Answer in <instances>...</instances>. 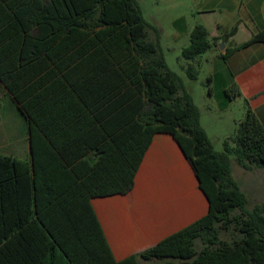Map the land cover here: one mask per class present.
Listing matches in <instances>:
<instances>
[{"label":"trees","instance_id":"1","mask_svg":"<svg viewBox=\"0 0 264 264\" xmlns=\"http://www.w3.org/2000/svg\"><path fill=\"white\" fill-rule=\"evenodd\" d=\"M149 29L137 0H0V82L30 145L29 158L0 154V264H264V203L248 209L231 161L264 167V125L246 101L235 145L216 151ZM237 30L211 39L198 25L183 56ZM261 43L264 29L220 58ZM226 70L231 102L241 90ZM199 73L188 66L191 80ZM157 134L178 143L209 211L118 262L92 200L133 189Z\"/></svg>","mask_w":264,"mask_h":264},{"label":"crops","instance_id":"2","mask_svg":"<svg viewBox=\"0 0 264 264\" xmlns=\"http://www.w3.org/2000/svg\"><path fill=\"white\" fill-rule=\"evenodd\" d=\"M196 1L204 12L227 16L225 27L220 22L214 33L208 31L211 39L222 40L238 26L237 32L224 43L231 50L264 29V0ZM227 66L241 90L237 98L248 101L264 125V43L239 49L229 57ZM0 95H8L1 82ZM246 111L247 106L239 124ZM253 169L244 168L247 172ZM244 177L250 180L248 175ZM92 205L118 262L156 245L209 211V201L192 167L175 139L167 134L153 138L128 194L94 198Z\"/></svg>","mask_w":264,"mask_h":264},{"label":"rangeland","instance_id":"3","mask_svg":"<svg viewBox=\"0 0 264 264\" xmlns=\"http://www.w3.org/2000/svg\"><path fill=\"white\" fill-rule=\"evenodd\" d=\"M137 2L150 26V37L158 41L160 53L169 69L183 79L186 90L200 109L201 125L214 149L224 151L226 142L235 145L233 139L238 133V121L242 119L246 105L242 98L228 102L224 94L232 85L226 70L227 64L220 58L225 47L220 44L218 47L213 46L196 61L183 56L196 26H204L210 33H214L220 22L223 27L227 25V16L220 12H204L196 0ZM243 37L242 34L240 38ZM192 63L200 72L197 80H191L187 75L188 66ZM0 108V154L29 158L28 128L8 95H0ZM231 161L232 174L249 198L248 209L252 210L254 206L264 203V167L258 169L254 166L252 172H247L233 155ZM245 175L250 180H244Z\"/></svg>","mask_w":264,"mask_h":264},{"label":"water","instance_id":"4","mask_svg":"<svg viewBox=\"0 0 264 264\" xmlns=\"http://www.w3.org/2000/svg\"><path fill=\"white\" fill-rule=\"evenodd\" d=\"M221 46H223V47H225V45L224 44H220Z\"/></svg>","mask_w":264,"mask_h":264}]
</instances>
